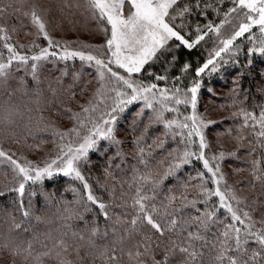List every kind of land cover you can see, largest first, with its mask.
Returning <instances> with one entry per match:
<instances>
[{
	"label": "trees",
	"instance_id": "obj_1",
	"mask_svg": "<svg viewBox=\"0 0 264 264\" xmlns=\"http://www.w3.org/2000/svg\"><path fill=\"white\" fill-rule=\"evenodd\" d=\"M183 2L194 3V0H183ZM209 2L215 3V0ZM33 7L39 14L44 12L48 16L49 24L55 28H59L60 25L66 30L76 26L82 28L90 21L82 0H0V8L5 9L0 13V25L8 29L11 37L9 42L28 55L32 54L28 49L33 42L40 46L45 42L42 37L37 39L36 29L31 23L30 16L25 15L26 12L30 13ZM201 7L204 5L202 4ZM218 7L227 10L231 5L225 0ZM213 21L219 23L220 18L211 8L206 14L196 10L187 18L188 27L184 31L194 33L197 24L203 27ZM229 29L231 26L226 25L222 31L226 33ZM253 33L255 43L259 45L264 37L257 29H253ZM247 36L246 33L245 37L237 38L234 42V45L239 46L235 55L222 53L225 60L224 62L218 60L217 71H210L211 66H209L201 77L195 76V70L206 63L209 52L215 48L217 43L215 35H212L211 40L206 37L205 41L201 42L202 46H197L191 51L181 46L174 53L176 57L174 62H172L173 53H169L152 64L150 70L169 77L168 82H157L161 88H171L176 77H181L177 83L185 92L193 86L194 81L200 83L196 112L207 124L203 130L209 145L205 149L206 156L211 158L219 156L221 152L224 153V159L218 163L227 184L236 190L239 197L245 199L246 204L250 206L247 210L252 211L253 219L261 221L264 220V185L253 181L250 170L253 160L264 156V150L256 146V137L252 135L253 129L242 127L243 117L240 111L245 109L258 116L261 108L264 107V55L258 52L255 55L249 54L253 44L246 39ZM38 50L37 48L33 51ZM4 52L6 58V50ZM185 63H189L190 68L187 72H182ZM77 73L78 80L75 78ZM38 75L39 85L33 80L30 71H26L23 67L17 70L14 65L10 78L0 85V105L18 107L24 113L22 117H16L15 123L11 126L0 125V146L9 154L15 153L14 158L21 164L27 160L43 166L44 161L55 155L53 141L56 138L52 134L51 127L61 130L70 129L75 123L69 119L71 112H82L80 106L88 103L98 84L94 68L82 64L79 60L62 62L50 58L49 61L42 63ZM21 79L24 80L23 85L20 83ZM144 79L146 82L154 81V77L145 76ZM37 92H39V105L36 104ZM142 106V101L133 103L120 114L114 127V136L120 141L119 145H110L107 141L101 142L100 147L104 149L103 152L90 153L91 162L82 169L93 194L110 205L108 211L113 214V220L106 221L94 205L91 206L90 211L84 210L87 192L78 181L58 175L51 179L45 178L36 184L29 182L25 187L24 205L27 207L31 203L32 206L31 232L24 233L13 227V220L18 223L23 219L19 209L18 194L6 192L5 196L0 197V264H33L31 259L25 260L22 256L13 257L2 247L4 240L9 237L15 238L18 243L26 247V241L32 239L33 233L39 237L38 241H33L35 255L53 248V241L47 239V233L51 232L57 236L61 231L66 232L67 236L64 239L70 247L68 253H63L61 258L71 260L73 264H105L103 259L97 258L99 251L104 247H108L109 250L115 247V254L119 257L116 264H141V262L153 264V256L156 261L164 260L165 250L172 247L171 240H176L177 243L184 242L187 232L179 237L175 233L166 232L164 237H160L146 224L140 227V234L136 232L129 234L125 231L131 227L130 221L135 214L131 207L136 189L133 183V170L139 169L140 172L151 170L155 178L160 180L174 160L175 153L172 150L184 148L179 138L173 139L170 135H165L162 124H150L151 110L146 109L142 116H138ZM37 107L41 111H35ZM178 108V113L166 112L165 118L183 120L184 116L192 114L190 105L181 104ZM28 109L33 111L28 113ZM66 109H70L71 112ZM29 115L33 117L32 120H29ZM41 115L44 119L38 125L36 118ZM46 125L50 126L48 131L44 130ZM138 138H142L140 147L144 148V159L149 162V169L138 163L140 157L136 145ZM194 139L195 144L191 150H198L199 140ZM161 141H164L162 147ZM118 151L121 153L119 156H117ZM110 160L112 167L108 168ZM106 168L112 173L111 176H106ZM204 171L202 162L197 160L183 165L174 175L163 179V183L155 192V199L147 203L149 208L155 204L161 209V215L154 218L164 224L171 218H161L163 205L168 203L166 198L177 197L168 211L177 210L174 215L181 224L189 221L192 223L189 231L201 232L204 239L192 242L197 250L204 253L197 264H212L213 257L219 249L220 234L224 225L230 223V217L225 210H219L216 223L210 225L207 231L198 229L195 222L191 221L192 217L199 214L197 209L205 210V205L199 203V189L193 187L197 183L193 177ZM15 186H17L16 177L11 168L7 164L0 165V190ZM208 186L212 187L211 183ZM73 188L76 192L72 191ZM112 189L115 191L113 195H109ZM184 195L187 196V201L197 200L195 207L182 199ZM78 198H83L79 205L75 203ZM65 207L78 210L83 218L73 217L71 220H62L60 217ZM117 214L121 217L118 224L114 223ZM37 216L41 218L40 222L35 220ZM65 224L70 225V228L64 227ZM93 227L99 228L97 236L91 235ZM257 227H260L259 223ZM113 229L116 234L113 233ZM73 232L77 233L76 237L72 236ZM105 232L107 235H104ZM80 235L84 236L83 240L79 239ZM144 235H150L153 241L162 240L163 243L159 248L153 244L154 252H145L144 248L140 247L139 250L144 254L137 258L134 254L137 246L145 243ZM89 240L94 241L96 247H92ZM130 252L133 254L131 257ZM184 261L185 254L176 248L170 254L168 264H184ZM44 264H58L55 253L52 257H45Z\"/></svg>",
	"mask_w": 264,
	"mask_h": 264
},
{
	"label": "snow or ice",
	"instance_id": "obj_2",
	"mask_svg": "<svg viewBox=\"0 0 264 264\" xmlns=\"http://www.w3.org/2000/svg\"><path fill=\"white\" fill-rule=\"evenodd\" d=\"M224 2L225 0H215V3H210L209 0H194V3H184L183 0H85L92 19L97 22L99 30L105 36V43L95 47L81 44L79 48H73L68 42L54 39L47 30L45 19L33 7L31 12H26L25 15L30 16L31 23L36 29L37 39L42 37L47 42V46L42 47L33 42L28 49L31 55L22 53L10 43L11 37L8 29L0 25V85L10 78L14 65L17 70L23 67L26 71H30L33 80L39 85L38 70L42 67V63L49 61L50 58L62 62L78 59L82 64L94 68L98 84L88 103L80 106L82 112L75 113L66 109L71 112L69 119L75 121L70 129L61 130L54 126L51 127L52 134L56 138L53 141L55 155L44 161L43 166L27 160L21 164L14 158L15 153L9 154L0 147V165L7 164L11 168L17 184L15 187L0 190V197L5 196L6 192L18 194L17 199L23 219L18 223L13 220V227L17 231L28 233L32 230L30 225L33 218L32 206L31 203L27 207L24 205L26 185L29 182L36 184L45 178L51 179L58 175L82 184L87 192L86 201H84L85 211H90L91 206L94 205L106 221L113 220V214L108 211L110 205L93 194L88 178L82 169L90 164V153L103 152L104 149L100 147L101 142L107 141L110 145H119L120 141L114 136V127L120 114L133 103L142 101L143 106L138 116H142L146 109L151 110L150 124H162L165 135H170L173 139L179 138L184 148L172 150L175 153L174 160L160 180L155 178L151 170L144 172H140L139 169L133 170V183L136 189L131 207L135 214L130 221L131 227L125 231L129 234L132 232L140 234V227L146 224L160 237H164L166 232L175 233L178 237L187 232L183 243H177L176 240L170 241L172 247L165 250L163 261H156L153 256V264H168L169 256L176 248L185 254L184 264H197L204 253L197 250L192 242L203 240L204 237L199 230L195 232L188 230L192 227L189 221L181 224L174 215L177 210L168 211L177 197L166 198L168 203L163 205L161 218H171L167 219L164 224L154 218L161 215V209L155 204L149 208L147 203L155 199V192L163 183V179L174 175L183 165L197 160L202 162L205 171L193 177L197 181L193 187L199 189V203L205 205V210L197 209L199 214L192 217L191 221L195 222L198 229L207 231L210 225L216 223L219 210H225L230 217V223L224 225L220 234L219 249L213 257L212 264H264V220H254L252 211L247 210L250 206L246 204L245 199L239 197L236 190L227 184L218 163L224 159V153L221 152L219 156L211 158L206 156L205 149L209 145L203 130L207 124L196 112L200 83L194 81L193 86L185 92L177 83L181 77H176L171 88H161L157 82H168L169 77L150 70L152 64L157 63L169 53H173L172 62H174L176 59L174 53L181 46L191 51L197 46H202L201 42L205 41L206 37L211 40L212 35L216 37V46L209 52L206 63L196 68V77H201L209 66H211L210 71H217L218 60L219 62L225 60L222 53L235 55L239 46L234 45V42L237 38L245 37L246 33L248 34L246 39L253 44L249 54L255 55L258 52L264 55V39L256 45L253 33V29H257L264 37V0H227V3L231 5L227 10L218 7ZM202 4L204 7H201ZM209 8L220 18L219 23L213 21L203 27L197 24L194 33L184 31L188 27L187 18L190 15L196 10L206 14ZM4 11V8H0V13ZM205 18H207L206 15ZM226 25L231 26V31L227 35L225 31H222ZM37 48L38 51H33ZM84 49H90V51L86 52ZM4 50H6V58ZM189 68L190 64L185 63L181 71L187 72ZM145 76L154 77V81L146 82ZM75 78L79 79L78 73ZM20 83L23 85L24 80L21 79ZM37 97L36 104L39 105V92H37ZM181 104L190 105L192 114L184 116L183 120L165 118L166 112L178 113V106ZM32 111L28 109V113ZM35 111L39 112L41 109L37 107ZM23 115L24 113L18 107L0 105V125L11 126L15 123L16 117ZM240 115L243 117L242 127L253 129L252 135L256 137V146L264 150V107L261 108L258 116L245 109H241ZM32 119L33 117L29 115V120ZM43 119L42 115L36 118L37 124L39 125ZM49 127L46 125L44 130L48 131ZM194 138L199 140L198 150H191L195 144ZM140 139L142 138L136 141L140 153L138 163L144 165L145 169H149V162L144 159V148L140 147ZM163 143L164 141H161V147ZM119 155L121 153L118 151L117 156ZM111 167L110 160L108 168ZM108 168L105 169V174L111 176L112 173ZM250 174L254 182L264 185V156L253 160ZM209 183L212 187L208 186ZM131 186L130 184L129 187ZM146 188L147 191H145ZM72 191L76 192V189L73 188ZM114 191L112 189L109 195H113ZM82 199L78 198L75 203L81 204ZM182 199L187 201V196H182ZM187 203L195 207L197 200L187 201ZM118 207H123V205H118ZM73 217L83 218L78 210L65 207L60 218L71 220ZM35 220L40 222L41 218L37 216ZM120 221V215H115L114 223L118 224ZM258 223L260 227H257ZM64 227L70 228V225L65 224ZM98 233V227L91 229L92 236H97ZM113 233L116 234L115 229ZM104 235L107 233L105 232ZM65 236L67 233L62 231L57 236L51 232L47 233V239L53 241V248L35 255L33 241L39 240L35 233L32 239L26 241V247L12 237L5 239L2 247L8 250L13 257L22 256L25 260L31 259L33 264H44V258L52 257L53 253L58 259V264H73V261L61 258L63 253H68L70 247L64 239ZM72 236L76 237L77 233L73 232ZM79 239L83 240L84 236L80 235ZM144 241L145 243L137 246L134 254L137 258L144 254L139 250L140 247H143L145 252H154L153 244L159 248L163 243L162 240L153 241L150 235H144ZM89 244L96 247L92 240H89ZM250 245H255V247H250ZM115 253V247L111 250L104 247L99 251L97 258L103 259L105 264H116L119 257ZM132 255L130 252L129 256Z\"/></svg>",
	"mask_w": 264,
	"mask_h": 264
},
{
	"label": "rangeland",
	"instance_id": "obj_3",
	"mask_svg": "<svg viewBox=\"0 0 264 264\" xmlns=\"http://www.w3.org/2000/svg\"><path fill=\"white\" fill-rule=\"evenodd\" d=\"M82 1L85 4V0H82ZM85 7L87 9L86 4H85ZM87 14L90 18V21L85 23L82 28H79L76 26L71 30L64 29L62 25H60L59 28H55V26H53L52 24H49V21L47 19L48 16L45 15L44 12H42V14L40 15L45 19L47 23V30L49 31L50 35L53 38L54 37L58 38L56 40L68 42L72 45L73 48H79L81 44L92 45L94 47L103 45L105 43L104 34L99 30V25L97 24L95 20L92 19L91 13L88 9H87ZM230 31L231 29H229L225 34L226 35L229 34ZM43 46H47L46 41L44 42ZM84 51L87 52V51H90V49H84Z\"/></svg>",
	"mask_w": 264,
	"mask_h": 264
}]
</instances>
